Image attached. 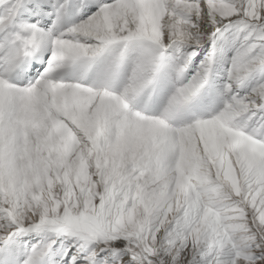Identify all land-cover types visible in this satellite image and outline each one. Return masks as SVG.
Segmentation results:
<instances>
[{"label": "snow or ice", "instance_id": "1", "mask_svg": "<svg viewBox=\"0 0 264 264\" xmlns=\"http://www.w3.org/2000/svg\"><path fill=\"white\" fill-rule=\"evenodd\" d=\"M0 264H264V0H0Z\"/></svg>", "mask_w": 264, "mask_h": 264}]
</instances>
